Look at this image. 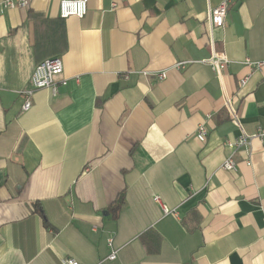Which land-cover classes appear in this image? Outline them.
I'll use <instances>...</instances> for the list:
<instances>
[{
    "label": "crops",
    "instance_id": "crops-1",
    "mask_svg": "<svg viewBox=\"0 0 264 264\" xmlns=\"http://www.w3.org/2000/svg\"><path fill=\"white\" fill-rule=\"evenodd\" d=\"M3 1L0 264H96L111 249L103 264H264V65L244 63L264 61V0H234L211 31L222 0H88L81 18H60L59 0ZM51 57L66 84L23 111Z\"/></svg>",
    "mask_w": 264,
    "mask_h": 264
},
{
    "label": "built area",
    "instance_id": "built-area-1",
    "mask_svg": "<svg viewBox=\"0 0 264 264\" xmlns=\"http://www.w3.org/2000/svg\"><path fill=\"white\" fill-rule=\"evenodd\" d=\"M87 1L88 0H59L58 2V14L60 18H67L70 16H76L81 18L85 15L87 10ZM234 0H222L220 4L211 9L207 16V25L209 31L215 27H221L224 24V19L226 17V12L230 3ZM29 3V0H4L3 6L5 8H15V7H26ZM205 62L211 67L212 71L216 77L221 80L223 72L225 71L229 61L226 56L222 53L214 52L208 57ZM244 63L248 66H253L257 69L261 68L264 65V61L252 62L249 59H245ZM185 62L176 63V67L184 66ZM63 65L59 57L47 58L37 65H35L32 74L29 78V88L23 89L20 91L23 98L22 110L26 111L31 107V97L33 93L38 89L48 88L52 93L57 92L59 85H65L66 79H57V77L62 74ZM159 79L165 77V72H160L156 74ZM124 78H127V74L124 75ZM247 76L239 80L240 85H244ZM232 119L237 122L235 116H232ZM207 136V130L203 124L198 125L196 129V138L203 142ZM246 143V138L244 136L235 139L233 142H227V146L234 149ZM222 168L228 171L236 172L237 163L232 158V155H229L224 159L222 163ZM155 200H158V197H154ZM108 244L111 246V239H108ZM117 258V250L111 249L106 257L99 260L96 264H103L105 261H115ZM61 264H80L77 260L71 257H63L61 259Z\"/></svg>",
    "mask_w": 264,
    "mask_h": 264
},
{
    "label": "trees",
    "instance_id": "trees-1",
    "mask_svg": "<svg viewBox=\"0 0 264 264\" xmlns=\"http://www.w3.org/2000/svg\"><path fill=\"white\" fill-rule=\"evenodd\" d=\"M122 202H123V197L122 195H120L115 201V203L113 204L114 209L118 210ZM140 239L142 243L147 246V251L149 254L156 253L159 250L160 237L157 234L151 231H147L141 235Z\"/></svg>",
    "mask_w": 264,
    "mask_h": 264
}]
</instances>
